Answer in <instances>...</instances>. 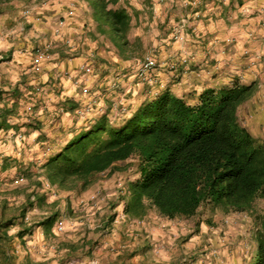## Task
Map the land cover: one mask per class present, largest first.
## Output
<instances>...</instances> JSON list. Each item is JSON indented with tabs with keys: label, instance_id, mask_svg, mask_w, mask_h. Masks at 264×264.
<instances>
[{
	"label": "trees",
	"instance_id": "obj_1",
	"mask_svg": "<svg viewBox=\"0 0 264 264\" xmlns=\"http://www.w3.org/2000/svg\"><path fill=\"white\" fill-rule=\"evenodd\" d=\"M8 1L0 0V13ZM72 1L69 9L74 13L81 11L79 20L65 9L69 17L65 16L61 22L66 23L70 18L72 31L78 37L77 43L74 40L76 50L83 55L85 63H91V77L94 80L96 75L102 78L98 93L105 87L111 96L92 94V79L87 89L75 86L80 91L74 99L68 100L67 94L59 99L56 97L58 104L53 107L54 111H48L47 118L35 119V114L26 110L20 115L15 109H4L0 114V128L15 127L22 133L20 128L24 125L40 132L37 141L32 140L34 147L40 146L44 154L39 166L43 174L39 172V176L59 189L83 193L104 174L107 178L124 175L125 184L117 200L110 205L111 209H116L118 203L120 206L113 218L124 217V221L133 224L153 214L169 221L194 222L196 228L183 237V244L197 233H203L204 241H208L205 243L210 244L212 235H216L210 228H217L231 216H248L249 226H240L238 239L234 238L233 243L226 237L223 239L234 249L236 241L247 242V245L242 244L238 252L241 259L235 264H264V141L249 131L245 121L254 85H241L235 78L232 84L200 87L192 94V103L170 86L154 91L149 88L153 84L142 83L136 78L146 49L135 3L132 0ZM134 60L141 62L134 64ZM128 69H132L128 77L133 78V86H138L136 81L146 85L144 95L138 103L130 95L124 103L121 99L111 102L110 99L120 93V83L126 80L130 83L126 75ZM81 72V80H84L86 68ZM59 74L50 73L46 83L36 85V88H43L40 92L37 93L36 88L28 92L33 96L29 99L34 102H27L33 108L38 106L35 99L44 98V94L55 95L57 89L65 85L67 80ZM74 77L79 78V75ZM95 98L106 100L107 106L101 103L105 108H98V116L79 125L80 118L90 110L88 106L81 109L80 102L92 105L98 102ZM17 99L21 107V94ZM15 116L17 123L10 122ZM59 119H67L70 125L67 122L57 124ZM16 132L10 134L15 136ZM59 132H63L62 137L54 139L56 136L52 134ZM24 135L23 140H17L18 144L30 145V139ZM1 158H5L0 162L1 170H7V162L15 159L13 156ZM31 166L24 169L30 180L33 178ZM44 198L35 195L20 205L10 204L8 198L0 202L1 264L14 262L9 253L13 241L9 231L20 224V236L30 233L23 215ZM58 216V212L51 213L39 226L51 231ZM221 253L227 258L226 249ZM185 259L194 261L192 255Z\"/></svg>",
	"mask_w": 264,
	"mask_h": 264
},
{
	"label": "crops",
	"instance_id": "obj_2",
	"mask_svg": "<svg viewBox=\"0 0 264 264\" xmlns=\"http://www.w3.org/2000/svg\"><path fill=\"white\" fill-rule=\"evenodd\" d=\"M65 1L66 0H27L23 8H28L24 11V15L28 20H26V22H18V26L16 27L17 30L11 32V34L14 33L13 35L17 36L18 39L15 41V36H3V33H0V114L4 109H15L18 112V96L21 93L26 95L29 89L36 88L38 84L46 83L47 76H49L48 74L50 73H60L59 75L63 78L64 74H71V76H74L77 73L79 75L78 69L85 63L80 64V61L83 60L81 53H71L70 50L73 45L70 43L73 41L70 39L66 41L69 51L62 42L55 39L54 48L56 49L54 51L56 53L54 56L52 54L53 48L51 43H45V45H43V47H50L49 53L51 54H48L47 58L42 59L35 53V48L37 46L34 48V54L29 52L30 47L32 48V42H41L39 40H32L31 42L34 36V32H32V28L30 27L31 20H33L36 15H42L43 19H53L56 24L54 32L59 35L62 28H59L58 23L60 21V24L63 25L61 19L64 18V8L62 7H64ZM69 2L72 4L71 0H69ZM132 2H136L135 7L140 17L141 35L146 36L150 34L152 30L155 37L156 28L160 32L156 37L162 40L163 46H175L172 41L174 40L173 37L175 38V32L179 30L180 35L177 36L178 39L187 42L189 46L191 42L194 43V45H192L194 50L192 51L195 53L197 52L201 55L200 57H204L207 64L208 61H211V63L215 62L214 66H212V75L207 78L201 88L217 87L220 80H222L220 79V74L231 76L228 84H232V81L237 78L236 75L241 74L244 70V73L247 72L245 73V79L239 81V83L241 84L243 82L242 85L248 86L252 85L255 81H259L260 86L263 88L260 93H264V0H166L163 3L160 0H138V2L132 0ZM12 4L13 3H6V7L3 9L4 14L7 7L11 9L14 7L11 6ZM178 7L182 8L181 16L175 14V12L179 10ZM182 12H184V15ZM199 13L202 17L196 20ZM68 14L74 15L73 9H71ZM18 15H20V13H18ZM25 17L23 18L24 20L26 19ZM180 17L182 18L180 19ZM186 17L190 20L189 26L184 28L180 25L176 26V18H179L181 23ZM37 20L39 21L40 19L38 18ZM0 22H2L1 19ZM67 22L68 20H66V23ZM168 23L170 24L169 27H167ZM39 25L40 26H38L36 30H39L41 32V38L45 39L47 36L45 34L46 30L44 32V26L41 24ZM0 26H2V24H0ZM166 31L168 33H166ZM66 32L69 36L75 33L72 30L66 31L65 26L64 37L67 35ZM192 32H194L195 35H193ZM249 32L254 33L252 38L249 37ZM75 35L76 33L72 36H74L75 42L77 43L78 37ZM155 42L158 41L155 40ZM38 46H41V44ZM243 48H248L254 54H257V56L262 57L258 63L254 59H251L253 60L252 65L254 63H260L259 69L261 72L256 71L258 76L251 70H245L246 66L248 68L251 67L248 64V60L243 61L241 59L240 50ZM175 49L176 48H173L172 50L175 52ZM222 49L227 52V60L224 63H219L218 60H216L219 55L216 54ZM23 50L27 53L20 56ZM53 57L55 62L47 63L50 62ZM6 59L11 60L9 63L12 66L10 68L1 67V65H5ZM45 64H47L46 69L48 72L37 77L40 83H33L31 82L32 79L30 80L29 77L23 76L22 74V70L28 67V65H31V68L28 72L24 73L25 75L40 74ZM226 79L229 80V78ZM236 80H239V77ZM31 85H33V88ZM101 89L102 92H99L98 95L101 96L102 94L108 93V89L105 87ZM40 90H43V88L40 87ZM4 91H8V95L10 96L9 99H6L10 101L9 104H6L7 106L1 104V102L6 101L4 100ZM79 91L78 88L67 81L62 88L59 90L57 89L58 93L54 94L58 99L61 95L67 94V98L70 100L78 96ZM81 92L83 93L82 90ZM109 94H107V97L111 96ZM110 100L112 102L113 99ZM251 102L253 103L254 101ZM57 104L58 103H55L53 107L57 106ZM251 105H248L250 110L252 109ZM26 111L32 112L33 106L28 105ZM262 112L264 113V105L262 106ZM38 114L44 116L43 112L41 113L39 111L36 112L35 119L39 117L37 116ZM259 125L261 128L259 131L256 130V136L264 141V122L261 121ZM14 130L19 132V129L15 127L2 126V128H0V144H2V146L0 145V152L3 153L2 156L13 153V155H15L13 157H18L20 162L24 161L25 164L27 163V165L30 166L31 163L26 162L25 156H22L24 150L20 148L19 142L13 137L14 135L11 136L10 134ZM20 130L24 129L20 128ZM30 131H32V136L29 135L30 137H37L35 133L38 131ZM32 155L31 162H33L35 158L40 157L38 154ZM99 189H101V186L96 183L92 188L86 191L85 199L89 197L88 194L99 191ZM4 198L5 197H0V202ZM93 198H96V195L90 196L89 199L91 200ZM8 200L10 202L11 199ZM90 203L94 202L89 201L87 205H90ZM10 204L13 205L12 202H10ZM119 207L118 204L116 209L111 210L112 206H109L107 210L108 215H104L100 219L98 217V222H100V224L97 227L100 230L97 234H95L94 231L67 233L66 237L74 241L61 244V249L63 251L61 254L60 251L55 248V244H52L55 242L52 241L53 235L51 233L53 229L47 231L45 227L39 226V244L33 241V243L29 242L30 245L25 242L29 233L20 236L18 230L13 232L9 231V235L11 239H13L11 248L13 247L14 249H12L10 253L12 258H14L13 264H72L68 263L69 258L80 250L83 252L81 254L82 261L80 264H188L189 260L187 261L185 258L191 256V253L193 257L195 255L194 261L191 264H220V260L216 257L215 251L221 252L223 250L221 247L219 248V245L212 239V244H210L213 248L218 247V250L215 249V251H212L205 246L204 248L207 252L204 254L203 249L197 248L200 247L202 243H208V241H204L203 233L193 235L190 237L187 244H183V237L187 234L185 229L183 230V228H180L179 224L175 225L173 221L158 217L153 218L152 216L137 219L140 220L137 225L130 224L131 227L135 228L131 231L127 228L128 224L125 222L121 223V225H117L119 222L117 219H120L119 217L117 218V216H114L113 218V213H115V210L119 209ZM123 218L124 217H122V219ZM100 231L105 234L103 235ZM82 238L85 240L80 244L78 239L80 240ZM42 239H44V242H42ZM97 240L96 247L91 246L94 245ZM50 244H52V246L49 249ZM56 245L60 249V245ZM79 245H81V247ZM78 247H80V249ZM187 248L189 249L187 250Z\"/></svg>",
	"mask_w": 264,
	"mask_h": 264
},
{
	"label": "rangeland",
	"instance_id": "obj_3",
	"mask_svg": "<svg viewBox=\"0 0 264 264\" xmlns=\"http://www.w3.org/2000/svg\"><path fill=\"white\" fill-rule=\"evenodd\" d=\"M26 1L27 0H9L6 3H13L11 6H14L11 8L7 7V11L5 10V14L3 13V11L0 13V19L2 20V22H0V24H2L1 29H0V33H3L4 35H10V36H15L13 34H11V32H14L15 30H17V23H21V22H26V20H28V18L25 17L24 15V11L28 8H23L26 5ZM72 1V0H71ZM138 2V0H136ZM162 3L165 2L166 0H160ZM73 2V1H72ZM6 3L4 4V6L2 8L6 7ZM136 3V2H135ZM73 4H71L69 2V0L65 1V5L64 10H68ZM29 6V5H28ZM27 6V7H28ZM136 6V4H135ZM138 6V5H137ZM178 11L175 12V14H178L179 16H181V11L182 8L178 7ZM70 10V9H69ZM184 11V10H183ZM78 13H74V17L76 19L79 20L80 16H81V11H77ZM18 13H20V15H18ZM184 12H182L183 14ZM33 15V13H32ZM184 15V14H183ZM66 16V19L69 17L67 15V13L64 12V17ZM26 18L25 20L23 18ZM31 17V16H30ZM201 14H198V17L196 18V20H199L201 18ZM3 18V19H2ZM21 18V19H20ZM40 19L39 21L37 19ZM182 17H180L181 19ZM23 19V20H22ZM184 19V18H183ZM31 20V19H30ZM60 20V19H59ZM58 20V21H59ZM203 20V19H201ZM173 21V20H172ZM181 21V20H180ZM179 18L175 19L176 22V26L180 25L182 28L189 26V22L190 20L186 17L183 22L180 23ZM57 23V22H56ZM39 24L44 26V32L46 30V37L45 39L41 38V32L39 30H36L38 26H40ZM56 24L53 21V19H43L42 15H36L34 17L33 20H31L30 22V27L32 28V32H34V36L31 39L32 40H39L41 41L40 43H34L32 42V48L30 47L29 52L31 54H34V48H35V53L37 55H39L42 59L43 58H47L49 53V49L50 47H43V45H45V43H51L52 44V54L54 56V54L56 53L54 50L56 48H54L55 46V39L59 40L60 42L63 43V45L65 46V48L69 51L68 48V44L66 43V41L68 39L72 40L73 42L70 43L71 45H73L72 49L70 50L72 54H76L78 51L76 50V45L74 43V36H69L68 33L66 32V37H64V28L66 26V31H71L72 26L70 23V18L68 19L67 23H63V25L60 24V21L58 23L59 28H62L61 33L58 35L55 34L54 32V28H55ZM64 26V28H63ZM170 24L168 23L169 27ZM35 28V29H33ZM38 29H42V28H38ZM1 33V34H2ZM166 33H168L166 31ZM191 33V31H190ZM196 33V32H195ZM75 34V33H74ZM157 34H160V32L155 28V37L153 35V32L151 30L150 34L143 36L142 35V42L144 45V48L146 49V56L145 59L142 61L141 65L139 66V68L136 71V78H140L139 80L142 83H146V84H153L151 87H149L150 89L153 88L154 91L157 88H167L168 86H170L178 95L181 96H186L187 100L192 103L193 102V98L191 97L192 94L194 92H197L200 90V87H202V84H204L207 80V78H209L212 75V66H214V63H211V61H208V64L206 63V61L204 60V57H200L201 55H199L197 52H193L192 50H194V47H192V45H194V43L191 42V45H187V42H183L182 40L178 39L177 36L180 35V31H176L175 32V38L173 37V44L174 45H168V46H163V42L162 40L159 38H157ZM173 34V32H172ZM189 34V33H188ZM193 35L194 32H192ZM191 34V35H192ZM186 35V33H185ZM190 35V34H189ZM254 35L253 32H249V37L252 38ZM77 36V35H75ZM192 37V36H191ZM18 39L17 36H15V41ZM178 39V40H177ZM155 40H157L158 42H155ZM155 42V43H154ZM41 46H38L40 45ZM173 48L175 49V52L172 50ZM25 49V48H23ZM38 50V51H37ZM178 50V51H177ZM174 52V53H171ZM27 52H22V54H20V56H22L23 54H26ZM199 55V56H198ZM216 55H219L218 58L216 60H218V62L220 63H224L227 60V52L226 50H220L219 52H217ZM70 56V55H68ZM67 56V57H68ZM83 55H81L82 57ZM240 56L241 59L243 61L248 60V64L250 65L251 68H248L246 66V71L251 70L252 72L255 73L256 76H258V73L256 71H260L259 69V64L258 61L260 60V58L262 59V57L257 56V54H254L251 50H249L248 48H243L240 50ZM151 58L153 59V65H154V69H152L150 72H147L145 74V76H140V70L143 67L144 61L147 58ZM251 59H254L255 61H257V63H254L252 65V61ZM213 60V59H212ZM11 60L6 59L5 60V65H1L2 68H10L12 65L9 63ZM51 62H55V59L53 57V59L50 62L47 63H51ZM81 63H85V58L83 57V60L80 61ZM139 62H141V60H134V64H138ZM1 63V61H0ZM80 63V64H81ZM46 65H44V69L42 71V73L40 74H28L25 75L24 73L28 72V70L31 68V65H28V67H26L25 69L22 70V74L23 76L29 77L31 82L33 83H40L39 79L37 77L44 75L45 72L47 73L48 70L46 69ZM133 65V64H132ZM86 68V72L87 74L84 76V80H81L80 75L82 74V70H84ZM178 68V71H177ZM253 68V69H252ZM91 63H85L83 65H81L79 67V78H76L74 76H71V74H64V78L73 83L74 86L76 87H85L88 88L91 84V80H92V94H97L98 90L100 88V84H101V77L96 75V78L94 80V78L91 77ZM160 70V71H159ZM159 71V72H158ZM177 71V72H176ZM53 72V71H52ZM131 72L132 69H128L126 75L127 78L130 80V83L128 82L127 84V80L125 82H121L120 86H119V90L118 92H120L118 94V96H113V100L112 102H117L118 100H120L121 103H124L125 100L129 99L128 95H130L133 99L135 103H138L139 99L144 95V89L146 88V85L141 84L139 81H136V83L138 84L137 87L133 86L134 84H132V77H128L129 75L131 76ZM139 72V73H138ZM158 72V77L156 80V74ZM247 73V72H245ZM245 73L244 70L241 74L236 75V77H239V81H243L245 79ZM77 74V73H76ZM138 74V75H137ZM148 74V75H147ZM233 74V73H232ZM69 76V77H67ZM140 76V77H139ZM222 80H220V82L218 83V86H222V85H227L228 81L230 82L231 76H227L224 74H220ZM32 77V78H31ZM147 77V78H146ZM149 77V78H148ZM226 78H229V80H227ZM236 78V79H237ZM148 79V80H147ZM234 79V78H233ZM144 80V81H143ZM156 80V83H154ZM36 81V82H35ZM147 81V82H146ZM149 82V83H148ZM83 83V84H81ZM94 84V85H93ZM243 84V82L241 83V85ZM252 85H254V93L251 97V99L247 102V104L252 106V109L246 113V126L248 127L249 131L254 134L255 136L257 135L256 130H260V122L263 121L264 122V113L262 112V106L264 105V93H260V91L263 90V88L260 86V82L259 81H255ZM263 85V84H262ZM31 87L33 88V85H31ZM40 87V86H39ZM39 87L36 88V92L38 93V91H40ZM130 87H133V90L130 89ZM111 89V88H110ZM129 91H132L130 94ZM27 92H33L32 89H29ZM42 92V91H41ZM5 96H4V100L9 99L10 96L8 95L9 92L8 91H4ZM114 93V92H112ZM28 95V96H27ZM22 96V105L21 107H19V111L18 114H23L24 110H26L27 106L30 105L27 101H32L34 102V100H30L29 98H32L33 96H30L29 93H26V95H24V93H21ZM51 96V97H50ZM47 96L46 94L42 95L40 100L37 98L35 99V101L38 100V106L36 108H33V114H35L36 117V112H43L44 114V118H47V114H50V112L47 111H54L53 110V105L55 103H57L56 101V96ZM36 98V97H34ZM104 99H106L105 97H102ZM96 102L95 104L90 105L88 102L83 101L80 102V108L81 109H85L90 108L89 113L86 114V116L84 118H80V123L84 124L86 123L89 119L98 116L96 115V111H98V108H105L103 106V102H105V106H107V101H100V99L95 98ZM254 99V100H253ZM89 101V100H87ZM251 101H254L253 103ZM9 100H6L5 102H1L2 105H6L9 104ZM250 102V103H249ZM85 104V105H84ZM127 103H125L126 105ZM256 105V106H254ZM7 106V105H6ZM250 106V107H251ZM254 106V107H253ZM261 108V110H260ZM27 112V111H26ZM37 116H43V115H37ZM96 118V117H95ZM55 120V119H54ZM60 120V119H59ZM72 120V119H71ZM17 118L15 116V118H12L10 122L13 123H17ZM56 122V121H55ZM67 122L68 125H70V122L66 119V120H60L57 121V124H62ZM26 124V123H24ZM23 127V134L20 132H17L16 136H13L11 134V136L15 137L16 140H23L24 138V134L27 135L26 139L29 140L30 139V145H20V148H22V150H24V154H22V156L26 158V162L31 163L30 165H32L31 167V175H32V180L28 179L24 173V169L28 166L27 163L25 164L24 161H21V163H17L16 161H20L18 159V157H14L15 159H11L7 162L8 164V169L7 170H1V166H0V184H1V194L0 197H5L8 199H11L10 202H12L13 204H17L20 205L21 203H25L27 198L31 197L34 198L35 195H42L44 196V201L42 203H38L35 202V205H33L32 207L28 208V210L24 213L23 215V221L27 223V225H29V229L31 230V234L29 233V236L26 237L25 242L29 244L33 243V241H36L39 244V235H38V229L39 224L41 222H43V220L46 219V217L50 216L51 213L53 212H58L59 216H58V221L56 222V224H54L53 227V232L51 233L52 236V241H55L52 244H55V248L58 249V251H60V254L63 253L62 251V247L61 244L64 243H69L71 241H74L72 239H69L67 236V233H71V232H95V234L98 233V231L100 229H98V225L100 224V222H98V220L100 218H102L104 215H108L107 210L109 209V206L111 205V202L117 200V196H119V190L123 187V185L125 184V179H124V175H120V174H115L114 176L108 177L107 175L104 174L101 176V180L100 182L98 181V184L101 186V189H99V191H94L91 194H88L89 197H86L85 199V194L86 191L83 193H78L77 191H73V190H69V189H59L56 186H53L49 181H47L42 175L39 176L40 174H43V171L39 168L40 164H41V160H42V156L43 151L41 150L40 146H35L33 145V141H37V137H30L32 136V131L33 130L32 127H27L22 125ZM25 127V128H24ZM59 127V126H57ZM68 127V126H67ZM35 131V129H34ZM37 132L35 133L36 135H38ZM51 134V132H48ZM49 134V136H51ZM63 132H59V134H52L53 136H56L54 139H57V136H60V138L62 137ZM30 135V136H29ZM67 135V134H66ZM33 140V141H32ZM2 146V144H0ZM2 154L0 152V162L2 161V159L5 158H1ZM32 154H38L40 157L35 158L33 162H31V158H32ZM10 156H15L13 155V153L9 154ZM7 155V156H9ZM11 158V157H10ZM39 160V161H38ZM6 161V160H4ZM42 172V173H41ZM37 182H41V184H37ZM105 186V187H102ZM92 195H96V198L93 199H89L90 196ZM94 202V203H90V205H87L88 202ZM120 201V199H118V202ZM119 204V203H118ZM113 210V209H111ZM100 214V215H99ZM208 214H210L208 212ZM119 215V214H118ZM153 218L155 217L152 214ZM99 217V219H98ZM118 218V217H117ZM120 219H117V221H119L117 223V225H121V223L126 222L127 228L130 229L131 231H133V227H131L129 220L124 221V219H122V217H119ZM28 219V221L26 220ZM140 220H137L135 222H133V224L137 225L138 222ZM173 222L175 223V225L179 224L180 228H183V230L185 229L187 231L186 236L190 235V232L192 231V229L195 227L194 222H184V221H180V220H173ZM250 223V219L248 216L246 215H236V216H231L229 218H226L225 220H223L221 222V225L219 224L214 228H210L211 232L213 231L216 235H212V239L215 243H217L219 245V248L221 247V249L224 251V249H226V254L228 255L227 258L223 256V253L219 254V251H215L218 250L216 248H213L212 246H210L211 244H206V243H202V245L200 247H197L199 249H203L204 252H207L206 249L204 248L205 246L210 248L212 251H215L216 257L219 258L220 260V264H235L237 263V261L239 259H241V255L238 257V252L240 251L242 244L247 245V242L245 243L242 240H238L236 241L235 245L236 248H233V245H226V242H224V237H226L227 239H229V242L231 241L233 243V239L235 238L238 239L239 237V228L240 226H249ZM20 224L15 225L11 228L10 231H15L20 229ZM245 227V228H246ZM196 228V227H195ZM205 228V227H203ZM209 231V232H210ZM101 232V231H100ZM99 232V233H100ZM102 233V232H101ZM245 235H247V232ZM103 235L105 233H102ZM33 237H32V236ZM225 235V236H224ZM78 236V235H77ZM215 236H217V239L214 238ZM185 238V237H184ZM226 239V240H227ZM240 239V238H239ZM44 242V239H42ZM85 240V239H84ZM83 238L82 239H78V241L80 242V244H82V242L84 241ZM77 241V240H76ZM98 240L95 242L94 245H91L93 247H96ZM52 244L49 245V249L52 246ZM60 245V249L57 247V245ZM19 246V245H18ZM38 246V245H37ZM81 247V245H79ZM90 246V247H91ZM80 247H78L80 249ZM244 247V246H243ZM14 249L13 247L10 249L9 253H11V250ZM189 248H187L188 250ZM193 250V249H192ZM76 251V250H75ZM221 251V250H220ZM65 253V252H64ZM83 252L80 250L78 253H74L72 255L71 258H69V262L68 263H72V264H80V262L82 261L81 258V254ZM200 254V253H198ZM202 254V252H201ZM192 255V253L190 254ZM195 258V255L193 257V259ZM188 261V260H187ZM193 261L190 260L188 261V264H191Z\"/></svg>",
	"mask_w": 264,
	"mask_h": 264
},
{
	"label": "bare ground",
	"instance_id": "obj_4",
	"mask_svg": "<svg viewBox=\"0 0 264 264\" xmlns=\"http://www.w3.org/2000/svg\"><path fill=\"white\" fill-rule=\"evenodd\" d=\"M153 59H151V58H147L145 61H144V64H143V67L141 68V69H139L140 70V76H145V74L147 73V72H150L152 69H154L153 67H154V65H153V61H152ZM139 73V72H138ZM138 75V74H137ZM148 75V74H147ZM139 76V77H140ZM147 78V77H146ZM149 78V77H148ZM138 79H140V78H138ZM148 80V79H147ZM144 81V80H143ZM147 82V81H146ZM149 83V82H148Z\"/></svg>",
	"mask_w": 264,
	"mask_h": 264
}]
</instances>
